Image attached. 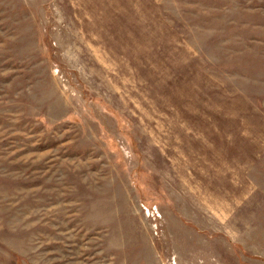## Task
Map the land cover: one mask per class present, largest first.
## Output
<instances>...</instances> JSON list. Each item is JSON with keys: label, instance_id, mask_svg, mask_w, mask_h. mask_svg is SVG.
<instances>
[{"label": "rangeland", "instance_id": "374dc122", "mask_svg": "<svg viewBox=\"0 0 264 264\" xmlns=\"http://www.w3.org/2000/svg\"><path fill=\"white\" fill-rule=\"evenodd\" d=\"M0 264H264V0H0Z\"/></svg>", "mask_w": 264, "mask_h": 264}]
</instances>
